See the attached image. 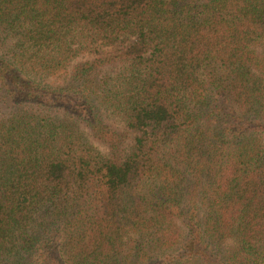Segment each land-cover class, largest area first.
Segmentation results:
<instances>
[{
  "label": "trees",
  "instance_id": "obj_1",
  "mask_svg": "<svg viewBox=\"0 0 264 264\" xmlns=\"http://www.w3.org/2000/svg\"><path fill=\"white\" fill-rule=\"evenodd\" d=\"M0 107V264H264V0H0Z\"/></svg>",
  "mask_w": 264,
  "mask_h": 264
},
{
  "label": "rangeland",
  "instance_id": "obj_2",
  "mask_svg": "<svg viewBox=\"0 0 264 264\" xmlns=\"http://www.w3.org/2000/svg\"><path fill=\"white\" fill-rule=\"evenodd\" d=\"M3 110H4V108H3V107H0V115H1V113L3 112ZM98 146H99L103 151L106 150V147L103 146V145H100L99 143H98Z\"/></svg>",
  "mask_w": 264,
  "mask_h": 264
}]
</instances>
